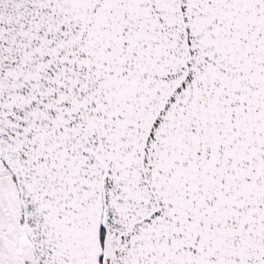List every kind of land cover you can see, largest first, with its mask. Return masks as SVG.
<instances>
[{
  "label": "snow or ice",
  "instance_id": "snow-or-ice-1",
  "mask_svg": "<svg viewBox=\"0 0 264 264\" xmlns=\"http://www.w3.org/2000/svg\"><path fill=\"white\" fill-rule=\"evenodd\" d=\"M0 264H264V0H0Z\"/></svg>",
  "mask_w": 264,
  "mask_h": 264
}]
</instances>
